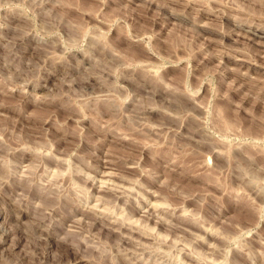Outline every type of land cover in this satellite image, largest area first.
Instances as JSON below:
<instances>
[{
  "label": "rangeland",
  "instance_id": "1",
  "mask_svg": "<svg viewBox=\"0 0 264 264\" xmlns=\"http://www.w3.org/2000/svg\"><path fill=\"white\" fill-rule=\"evenodd\" d=\"M256 30L264 0H0V264H264Z\"/></svg>",
  "mask_w": 264,
  "mask_h": 264
},
{
  "label": "bare ground",
  "instance_id": "2",
  "mask_svg": "<svg viewBox=\"0 0 264 264\" xmlns=\"http://www.w3.org/2000/svg\"><path fill=\"white\" fill-rule=\"evenodd\" d=\"M250 33L252 36L251 40L254 41L256 45H259L260 47H264V32L261 30H256Z\"/></svg>",
  "mask_w": 264,
  "mask_h": 264
}]
</instances>
